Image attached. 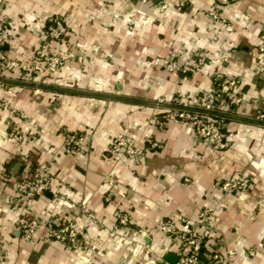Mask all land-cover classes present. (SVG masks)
<instances>
[{
	"label": "crops",
	"instance_id": "0c3cea01",
	"mask_svg": "<svg viewBox=\"0 0 264 264\" xmlns=\"http://www.w3.org/2000/svg\"><path fill=\"white\" fill-rule=\"evenodd\" d=\"M209 8L216 19L206 16ZM5 17L12 24L0 34V50L18 67L0 79V125L21 139L0 136V264H159L164 255L174 262L176 248L161 238L158 222L179 226L202 207L212 211L216 232L201 247L203 261L218 254L219 264H264V125L257 120L264 80L255 71L264 62V0H0ZM55 18L69 29L55 48H74L75 56L39 76L30 69L33 50ZM170 52L199 59V71L166 72L152 63ZM223 77L240 79L242 101L233 115L220 114L234 137L228 148L213 150L157 101L191 99ZM69 131L82 141L64 152ZM116 133L139 141L147 133L158 146L136 163L115 160L105 145ZM22 154L29 164L46 165L49 175L48 189L28 204L17 191ZM237 175L247 176V188L221 195L215 182ZM117 210L127 214L125 237L152 253L128 251L109 236ZM19 215L72 220L86 243L45 239L41 226L24 240L14 223Z\"/></svg>",
	"mask_w": 264,
	"mask_h": 264
},
{
	"label": "built area",
	"instance_id": "2783aa9c",
	"mask_svg": "<svg viewBox=\"0 0 264 264\" xmlns=\"http://www.w3.org/2000/svg\"><path fill=\"white\" fill-rule=\"evenodd\" d=\"M144 2L145 0H141ZM165 4L161 5L164 8ZM136 13L143 16L141 10H136ZM219 13L216 8H209L206 16L211 19H216ZM12 24L10 18L5 17L0 19V34ZM66 27L63 22L57 18L52 19L43 30V40L33 50V58L31 60L30 69L34 73L41 71H54L60 64L58 56L49 54V44L61 39L65 35ZM260 34L264 37V25L260 28ZM155 63H160L166 72H175L177 70L199 71L201 62L199 59L183 58L178 60L174 52H170L164 60L155 58ZM18 63L5 56L0 50V79H3V72L17 68ZM255 71L264 77V62L259 63L255 67ZM239 79L235 77H223L218 80L211 88L202 90L196 93L191 99L179 98L177 102L180 104L179 109L168 110V117L173 121H183L190 124L194 134L203 139L213 150H221L228 146L231 140V134H224L221 130L220 114H226L230 106L237 104L240 101L239 97ZM170 98L158 99V103H168ZM4 102L0 100V108ZM9 111L15 110L9 108ZM264 118V113L259 115ZM0 136L8 141L21 139V135L16 131H9L0 125ZM82 141V135L78 131H69L63 136V151L70 152ZM147 145V146H146ZM158 143L152 140L147 133L141 135V139L135 140L123 133L111 135L106 141V151L115 159L123 160L130 163L141 161L147 153L148 147L155 148ZM27 154L20 156L24 161L22 176L17 183V191L20 198L28 204L35 197L40 196L49 187L48 169L44 164H29L27 162ZM248 179L246 177H235L229 180L217 181L215 186L220 191L227 194L234 191H241L247 187ZM60 195V187L53 190V196ZM108 198V195H105ZM80 211L91 220L94 221V216L91 214L89 207L84 203L75 204ZM69 206H74L71 202ZM218 208V207H217ZM116 226L109 232V236L115 237L120 243L127 247L128 251L135 248L143 250L145 253H152L149 247L141 243L135 242L125 237V232L122 228L126 226L128 221L126 212L117 210L114 213ZM212 211L207 207H202L193 218L185 220L179 226H176L171 219H165L158 222L157 228L161 238L173 244L176 248V259L172 263L164 262V264H219L221 258L218 254H213L210 260L203 261L201 258V247L205 242H208L216 237V232L212 226L210 219ZM14 223L21 233L24 240H29L33 232L42 227L45 229V239L57 240L66 243L69 246H76L79 239L86 243V236L81 230V226L75 224L72 220L66 222H57L54 219L46 216H36L26 218L19 215L14 219ZM232 250L228 254H233ZM156 256L160 252H154ZM4 255V248L0 241V261Z\"/></svg>",
	"mask_w": 264,
	"mask_h": 264
},
{
	"label": "rangeland",
	"instance_id": "374dc122",
	"mask_svg": "<svg viewBox=\"0 0 264 264\" xmlns=\"http://www.w3.org/2000/svg\"><path fill=\"white\" fill-rule=\"evenodd\" d=\"M66 27V26H65ZM68 31H69V29L66 27V31H65V35L61 38V39H59V40H56V41H54V42H51L50 44H49V46H48V48H49V54L50 55H52V56H58L59 58H60V64L54 69V71H48V72H46V71H41V72H39V73H36V74H38L39 76H47V75H53L54 73H55V71L57 70V68L59 67V66H62L65 62H67L68 60H70V59H73L74 58V56H75V51H74V48H71V49H69V50H67L66 52H62V50L61 51H59V50H57L56 48H55V45L54 44H57L58 42L60 43V42H63V40H64V38L66 37V35H67V33H68ZM39 45V44H38ZM37 45V46H38ZM36 48V47H35ZM34 48V49H35ZM78 51H80V50H78ZM32 58H33V55H32ZM155 59V58H154ZM153 64H157V63H155V60H153V62H152ZM262 76V75H261ZM236 78V77H235ZM262 78H263V80H264V77L262 76ZM239 79V78H238ZM239 82H240V79H239ZM238 92H239V97H240V101L237 103V104H235V105H233V106H230L229 108H228V110H227V113L226 114H222L221 116H225V115H233V112L231 111V109L233 108V107H235V106H237V105H239L240 103H241V101H242V97H241V95H240V84H239V90H238ZM174 97H176V96H174ZM161 98V97H160ZM180 98V96H177L176 97V101L178 100ZM170 100H172V97L170 98ZM169 100V101H170ZM262 113H264V108H263V111H261L260 113H259V115L260 114H262ZM257 116V120H259L263 125H264V118H261L260 116ZM221 124V123H220ZM221 130L223 131V133L224 134H228V133H230L231 135V140L229 141V143H228V146H226V147H224V148H222L221 150H224V149H226V148H228L229 147V145H230V143H231V141H232V139H233V135H234V133L232 132V131H225L222 127H221ZM13 141V140H12ZM235 177H241L240 175H237V176H235ZM235 177H232V178H235ZM242 177H246L247 178V176H242ZM229 179H231V178H229ZM229 179H221V181H224V180H229ZM248 179V178H247ZM249 183V181L247 182V184ZM248 186V185H247ZM247 187H245L243 190H241V191H244L245 189H246ZM240 190L239 191H237V192H241ZM232 192H234V191H232ZM223 194H227L226 192H222L221 191V195H223Z\"/></svg>",
	"mask_w": 264,
	"mask_h": 264
},
{
	"label": "trees",
	"instance_id": "16d2710c",
	"mask_svg": "<svg viewBox=\"0 0 264 264\" xmlns=\"http://www.w3.org/2000/svg\"><path fill=\"white\" fill-rule=\"evenodd\" d=\"M164 105H166L165 107H167L169 110L181 108L180 104L174 98H172V100L168 101V103H165Z\"/></svg>",
	"mask_w": 264,
	"mask_h": 264
},
{
	"label": "water",
	"instance_id": "95a60500",
	"mask_svg": "<svg viewBox=\"0 0 264 264\" xmlns=\"http://www.w3.org/2000/svg\"><path fill=\"white\" fill-rule=\"evenodd\" d=\"M164 262L172 263L173 262L172 257L168 255H164L162 257V261H160L159 264H164Z\"/></svg>",
	"mask_w": 264,
	"mask_h": 264
}]
</instances>
